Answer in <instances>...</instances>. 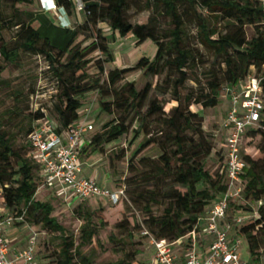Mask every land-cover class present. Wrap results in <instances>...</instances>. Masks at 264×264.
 Segmentation results:
<instances>
[{"label":"trees","instance_id":"obj_1","mask_svg":"<svg viewBox=\"0 0 264 264\" xmlns=\"http://www.w3.org/2000/svg\"><path fill=\"white\" fill-rule=\"evenodd\" d=\"M36 1L10 0L8 6L13 12L11 23L7 24L2 12L5 0H0V56L11 66L17 64L21 51L43 56L49 62L60 87L58 118H50L63 129L81 119L84 108L81 98L90 92L98 94L101 113L114 118L100 132L94 130L89 135L84 155L102 152L106 145L129 134L131 127L137 123L136 135L143 136L145 142L132 158L133 164L129 165L137 173L135 178L127 181L128 187L137 190V200L133 201L139 205L143 203L144 225L154 239L171 244L182 240L191 248L189 235L198 230L201 219L218 203L228 187L226 152L213 144L211 136L204 130L202 118L190 110V105L195 103L204 109H216L221 102L223 85L226 89H237L253 69L262 80L264 90L263 9L255 0H143L145 7L139 12L154 10L156 6L163 8L171 19L173 29L167 39H163L150 23L134 25L128 20L127 13L133 7H138L137 0H82L86 22L67 32L68 43L64 48H58L35 26V16L28 23L17 20L19 7ZM55 2L66 10L68 16L74 11L73 0ZM181 3L186 4L196 16L201 46L221 59V65L225 67L223 76L214 70L210 73L207 89L202 88L197 97L194 92L183 96L186 84L198 79L189 73L196 56L185 42L179 10ZM225 22L230 24L223 33L218 25ZM103 23H108L114 34L118 33L123 38L134 36L139 43L155 42L158 46L156 57L152 61L143 58L131 68L111 70L105 77L106 66L113 61V55L101 28ZM247 27L255 31V36L250 40L247 38ZM14 28L18 30L17 37L9 44L6 33ZM167 67L175 68L179 76L173 82V94L178 106L168 113L160 99L150 101L153 90L151 83L138 90L134 83L125 81L127 75L137 71L160 76ZM1 74L2 71L0 78ZM148 103V110L144 113ZM45 117V113L37 111L35 122ZM151 119L156 120L158 126L154 132L149 130ZM16 142L4 131L0 119V188L3 189L6 209L27 223L42 225L47 230L62 234L58 259L55 263L49 261L47 264H77L75 260L76 255L81 256L80 247L75 246L73 239L65 237V228L53 217L54 207L35 199L44 181L42 167L35 161L30 145L27 151L18 149ZM154 148L160 149L156 159L144 157L139 159L137 165L134 164L142 154ZM211 158L217 159L215 171L207 168ZM13 159L19 165L18 170L13 167ZM244 159L248 164V175L245 178L243 203L247 208L256 205L258 209L252 221L240 225L236 223V227L246 240L252 259L260 263L264 253V112L258 126L247 132ZM119 184H114L116 189L122 188ZM144 185L150 188L143 189ZM164 188L166 191H163ZM93 200L100 199L82 201L75 210L83 221V244L91 243L97 234L95 219L102 226L112 224L124 231L131 228V238L135 232L141 231L142 225L137 218L134 215L128 217L123 200L116 206L109 205L107 209L87 211L84 203ZM243 203L232 202L230 215L234 217L236 211H244ZM153 205L163 207L160 213L153 210ZM46 249H50V243L46 244ZM50 252V257L44 259L56 256L55 252ZM140 253L134 251L126 254L121 264H140L136 261ZM81 263L94 264L85 257Z\"/></svg>","mask_w":264,"mask_h":264},{"label":"rangeland","instance_id":"obj_2","mask_svg":"<svg viewBox=\"0 0 264 264\" xmlns=\"http://www.w3.org/2000/svg\"><path fill=\"white\" fill-rule=\"evenodd\" d=\"M144 1H136L138 7H133L127 13L128 20L134 25L150 23L151 27L160 38L167 39L166 37H168L170 31L173 29L171 19L167 17L163 8H158L156 6H154V10H145L142 13L139 12V9L145 7ZM8 4H10V0H5L2 12L7 24H10L13 11ZM36 9V2H33L31 5L20 6L17 20L28 23L31 17L36 15ZM179 10L183 19L186 45L189 49L195 51L194 55L196 56V61L189 73L192 77L198 79L196 82L191 81L186 84L183 90V96L186 97L191 92H194L197 97V94H201L203 89H207L210 73L214 70L223 76L225 67L221 65V59H218L213 53L201 46L198 39L196 16L188 10L186 4L181 3L179 5ZM83 13L86 15L85 12ZM229 24L230 22L221 23L218 27L225 33V27ZM101 28L104 37L108 39L110 43L113 55V61L109 62L106 66L105 77L108 76V72L111 70L131 68L136 66L143 58L152 61L156 57L158 46L155 42L146 41L139 43L134 36L123 38L118 33L114 34V31L108 23H103ZM17 32L18 30L14 28L10 30L9 33H6V42L10 44L13 39H16ZM246 32L249 40L255 36L254 29L250 27L246 28ZM54 44L58 48H64L67 41L57 40L54 41ZM0 71H2L0 78V119L3 122L4 131L10 137L15 138L18 149H27L28 151V135L36 126L35 117L37 111H41L40 109L44 108L47 110L49 117L54 119L58 118L57 110L60 106L59 83L51 70V65L43 56H35L23 51H21V57L17 64L12 66L8 65L0 56ZM178 77L175 68L167 67L160 76L148 75L145 71H137L127 75L125 81L134 83L138 90L144 89L148 83H151L153 85V90L150 94V101L160 99L164 106V110L168 113L178 106L173 94V82ZM224 95H226L225 85H223L220 94V105L216 109H204L201 105L195 103L190 105V110L202 118L204 130L211 136L213 144L217 145L219 148L223 143L221 123L225 116L224 112L226 107L221 103L224 99ZM81 100L84 105V108L81 110V119L88 117L95 125V130L97 132H100L106 123L113 120L114 117L101 113L99 96L97 93L90 92L84 95ZM148 106L149 103L144 113L147 112ZM155 121L156 120L153 119L149 120V130L151 132H154L158 127ZM137 127L138 125L135 123L131 127L129 134L106 145L102 152L88 153L82 157L83 161L85 159L90 161L93 158L91 163L94 164L96 168L93 171L94 178L104 177L106 171L111 173L114 177V184H116V186H120L119 183H121V187L125 188L126 193L123 198V207L127 209L128 217L134 215L142 225L141 231L136 233L135 230L132 238L130 235L131 228L124 231L117 229L116 226L112 224L102 226L95 219L94 224L97 226V234L91 243L83 244L81 240L83 221L75 214V210L80 202L77 204H69L66 201L67 196L63 193H59L60 191L41 189L37 192L35 199L44 203H50L54 207L53 217L65 228V237L73 239L75 246L80 247L81 256L76 255L75 260L77 264H82L81 260L83 257L89 258L94 264H121L125 259V255L128 253L132 254L134 251L141 252L136 259L138 263H151L154 254V246L151 242L152 235L148 233L144 225L145 215L142 211L143 203L140 205L135 204L133 200H137L135 194L137 190L127 185L129 179H133L137 176L135 169L129 167L130 164H133L131 160L136 156L135 153L145 142L143 136L136 135ZM159 154L160 149L154 148L142 154L135 160L134 164L137 165L139 159L144 157L156 159ZM12 164L16 170L19 169V165L15 159H13ZM207 168L215 171L217 169V159L211 158L207 162ZM247 175L248 172L246 173V176ZM149 188L148 185L143 186V189ZM110 189L116 190L115 185L110 186ZM163 191H166V188H164ZM238 203L240 205L243 201H239ZM242 205L245 206L246 204L243 203ZM84 206L87 211L109 208V204L106 201L100 200L86 201ZM162 208L163 207L159 205H153V210L157 213H160ZM257 209L258 207L256 205H251V207L249 206L248 208L245 206L243 213L257 211ZM254 218L248 219L247 222L252 221ZM19 223L16 222V226L10 227V229L15 231L14 235H38L39 249L37 252L36 264H47L49 261L55 263L58 259L59 247L63 241L62 234L47 230L42 225L27 223L25 220ZM49 243L50 249L47 250L46 244L48 245ZM51 250L56 253V256L48 260L44 259L46 256L50 257ZM240 252L244 261L250 264H259L252 259L248 244L243 237ZM260 263L264 264V253H262L260 257Z\"/></svg>","mask_w":264,"mask_h":264},{"label":"built area","instance_id":"obj_3","mask_svg":"<svg viewBox=\"0 0 264 264\" xmlns=\"http://www.w3.org/2000/svg\"><path fill=\"white\" fill-rule=\"evenodd\" d=\"M73 1L78 11L85 12L82 0ZM255 1L264 11V0ZM45 9L56 11L63 19H68V14L63 7L51 4ZM255 72L253 69L247 80L239 85V90L238 88L226 89L232 100V107L223 124L227 134L224 151L226 152V185L228 188L218 203L208 212L204 233L213 236L214 240L207 257L202 259L197 253L192 252L185 264H250L244 261L239 253L242 246L241 233L238 231L240 236L230 241L228 232L231 227H223L222 223L229 216L231 203L243 201L248 170V164L244 159L245 138L249 129L258 126L264 112L262 80L255 75ZM41 111L46 114V117L36 123L28 136V143L34 151V159L42 167L44 174L43 184L38 191L61 188L73 193L74 200H77L74 204L88 199H100L110 206L118 205L125 197L124 187L111 190L83 176L82 156L88 144V137L95 130V125L86 117L63 129L57 121L48 116L46 109L42 108ZM2 194L3 189L0 188V199ZM4 213L5 210L0 206V264H36L37 234L32 235L27 247L17 254L14 260L9 259L10 248L5 228L24 220L12 214L5 217ZM236 223L240 225L244 221L238 219ZM197 235V230L189 235L192 243L197 242ZM151 242L156 248V264H177L174 245L178 242L171 244L164 240L158 241L153 237Z\"/></svg>","mask_w":264,"mask_h":264},{"label":"crops","instance_id":"obj_4","mask_svg":"<svg viewBox=\"0 0 264 264\" xmlns=\"http://www.w3.org/2000/svg\"><path fill=\"white\" fill-rule=\"evenodd\" d=\"M41 1L44 2V6L41 5ZM41 1L40 0L36 1L37 9H36L35 20L33 21L35 26L39 27L40 32L43 34V36L48 38L53 45H55L54 41H57V40H63L65 42L67 41L68 43L67 32L74 31L78 26L83 25L87 19L86 15L83 12L78 11L75 7L74 11L71 14H69L68 19L66 20V19H63L58 12L48 11L45 9V7H48L51 4H53V1L55 0H41ZM239 89H240V86L238 87V90ZM221 104L226 107L225 112H224L225 116L221 123L222 124L221 131L223 133V140H222L223 143L220 145V147L224 149V142H225V137L227 134H226V131L223 129V124L232 107L231 96L227 92H226V95H224V99ZM92 160L93 158L90 161H88L87 159L83 161L84 162L83 176L96 181L100 186H107L110 188V186L114 185V177L109 172L105 171L104 177H101V178L93 177L94 176L93 171L96 168L94 167V164L91 163ZM42 177H44L43 173H42ZM52 191H57V192L60 191L59 193H63L64 195H66L67 196L66 201L69 204H74L77 202V200H74L73 193L71 191L62 190L61 188H56L55 190H52ZM0 206L5 210L4 216L5 217L8 216L10 213L7 211L5 203L2 198L0 199ZM208 212L202 218L199 224V227L197 230L198 240L196 243H192L191 248L183 244L182 240L174 245V252L177 256V264H185L188 256L192 252L197 253L202 259H205L207 257L210 246L214 240L213 236L206 235L204 233V230L207 226ZM235 213H234V217L231 216L229 213L227 220H225L222 223L223 227H229V226L231 227L230 231L228 232V239L230 241H233L236 239V237L240 236L238 234V229L236 227V220L242 219L245 223L248 221V219L254 218L256 215V211L249 212V213H243V211H236ZM239 215H242V216H239ZM12 226H16V224ZM10 227L11 226H7L5 228V233H6V237L9 242V248H10L9 259L14 260L16 255L19 254L21 251H23L27 247L28 242L30 238L32 237V235H29V236L14 235L15 231L10 229ZM38 245H39V240H38ZM38 249H39V246H38ZM240 250L241 248L239 249V253L242 256ZM155 255H156V248L154 247V254H153L150 264H156Z\"/></svg>","mask_w":264,"mask_h":264},{"label":"clouds","instance_id":"obj_5","mask_svg":"<svg viewBox=\"0 0 264 264\" xmlns=\"http://www.w3.org/2000/svg\"><path fill=\"white\" fill-rule=\"evenodd\" d=\"M41 1V0H40ZM41 5L44 6V2L41 1ZM53 5H57L55 1H53ZM46 8V7H45Z\"/></svg>","mask_w":264,"mask_h":264}]
</instances>
